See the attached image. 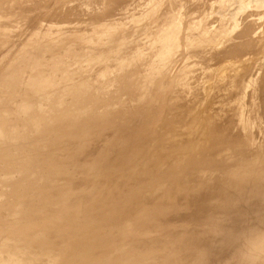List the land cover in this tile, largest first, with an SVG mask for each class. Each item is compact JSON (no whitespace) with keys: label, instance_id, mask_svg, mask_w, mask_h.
<instances>
[{"label":"rangeland","instance_id":"374dc122","mask_svg":"<svg viewBox=\"0 0 264 264\" xmlns=\"http://www.w3.org/2000/svg\"><path fill=\"white\" fill-rule=\"evenodd\" d=\"M0 114V264H264V0H0Z\"/></svg>","mask_w":264,"mask_h":264},{"label":"bare ground","instance_id":"6f19581e","mask_svg":"<svg viewBox=\"0 0 264 264\" xmlns=\"http://www.w3.org/2000/svg\"><path fill=\"white\" fill-rule=\"evenodd\" d=\"M48 45H49V44H48ZM27 47H28V46H27ZM26 49H27V48H26ZM19 50H20V49H19ZM45 51H46V50H45ZM49 51H50V50H49ZM13 73H14V72H13ZM20 73H21V72H20ZM12 77H13V75H12ZM8 78H11V76H10V77L8 76ZM31 78H32V77H31ZM31 78H30V79H31ZM35 78H36V77H35ZM35 78H34V76H33V79H34V80H35ZM5 79H6V77H5ZM18 79H20V78H18ZM28 79H29V78H28ZM21 80H22V79H21ZM25 81H26V80H25ZM32 82H33V80H31V82H30L31 85L33 84ZM149 82H150V81H149ZM185 83H186V82H185ZM28 84H29V83H28ZM28 84H26V85H28ZM182 85H183V84H182ZM188 87H189V86H188ZM27 88H29V87H27ZM182 88H183V87H182ZM194 88H195V87H194ZM31 89H32V88H31ZM184 90H185V89H184ZM182 91H183V90H182ZM182 91H181V92H182ZM189 91H190V90H189ZM189 91H187V92H189ZM179 92H180V91H179ZM190 92H191V91H190ZM183 94H185V93H183ZM175 95H176V94H175ZM175 97H176V96H175ZM180 101H181V100H180ZM187 104H188V103H187ZM183 105H184V104H183ZM188 109H189V108H188ZM186 110H187V109H186ZM192 110H193V109H192ZM188 111H189V110H188ZM190 112H192V111H190ZM193 112H194V111H193ZM190 114H192V113H190ZM0 115H1V114H0ZM1 116H2V115H1ZM3 116H4V115H3ZM212 116H213V115H212ZM0 118H1V117H0ZM90 119L93 120V121H97V122H99V121L101 120V117H100V116H93V117H90ZM7 122H8V121H7ZM9 122H10V121H9ZM41 123H42V122H41ZM217 123H218V122H217ZM26 124H27V123H26ZM30 124H31V123H30ZM30 124H29V125H30ZM43 124H44V123H43ZM88 124H89V125H92L93 122H92V121H91V122H88ZM8 125H9V124H8ZM10 125H11V124H10ZM37 125H38V127H39L40 129H42V127H43L42 124H35V127H36ZM39 125H42V126H39ZM44 125H45V124H44ZM12 126H13V125H12ZM12 126H11V127H12ZM18 126H19V125H18ZM27 126H28V124H27ZM188 126H189V125H188ZM6 127H7V125H6L5 123H3V121L1 120L0 128H1L2 130H1V129H0V130H1L2 132H4V133H2L3 135L5 134L6 131H7V132L9 131L10 126L7 127L8 130H6V129H7ZM28 127L31 128L30 126H28ZM13 128H14V127H13ZM29 128H28V129H29ZM33 128H34V125H33ZM33 128H32V129H33ZM39 128H37L36 130H38ZM185 128H186V127H185ZM32 129H31V130H32ZM70 130H71V129H70ZM11 131H12V130H10L9 133H11ZM38 131H39V130H38ZM126 131H127V130L124 129V130L120 131V134L126 133ZM6 135H7V133H6ZM4 137H5V136H4ZM19 144H20V143H19ZM87 193H88V192H87ZM92 200H93V199H92ZM91 202H92V201H91ZM95 205H96V204H93L92 207L95 206ZM96 229H97V228H96ZM190 238H192V237H190ZM10 239H11V238H10ZM191 241H192V240H191ZM195 242H196V241H195Z\"/></svg>","mask_w":264,"mask_h":264}]
</instances>
